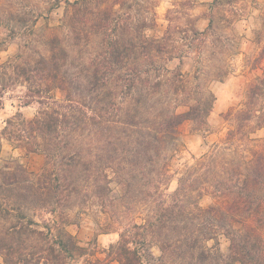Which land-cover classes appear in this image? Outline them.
Wrapping results in <instances>:
<instances>
[{
    "label": "trees",
    "instance_id": "obj_1",
    "mask_svg": "<svg viewBox=\"0 0 264 264\" xmlns=\"http://www.w3.org/2000/svg\"><path fill=\"white\" fill-rule=\"evenodd\" d=\"M111 2H69L63 23L72 28L75 44H90L94 35L101 36L100 49L90 53L78 70L72 69L75 56L58 34L50 37L47 53L32 60L19 53L0 63V108L5 94L17 85L27 88L22 98L25 105L40 104L33 118L26 119L18 112L8 119L3 131L16 147L46 157L39 173L29 172L22 165L0 170V221L6 222H0V264H30L28 242L39 236L47 240L48 247L46 256L37 257V264L43 258L45 264H61L54 262L61 260L64 252L69 256L80 253L82 246L66 229L72 221L66 208L71 209L81 187L92 191L105 207L114 181L122 188L134 186L141 174L148 180L139 181L140 186L150 185L164 195L163 187L174 176L173 160L182 150L181 126L188 121L201 126L213 110L217 98L206 87L205 77L169 66L174 59L182 63L183 56L194 53L197 71L207 73L203 63L211 29L193 30L190 38L176 36L177 31L170 26L163 36L151 37L145 31L147 19L137 18L143 24L135 25L131 13L124 17L117 3ZM113 25L118 34L109 32ZM261 55L264 57V49ZM222 73L217 71L216 76L221 79ZM57 91L64 97L59 98ZM247 96L236 116L240 124L231 130L229 140L251 122L264 126V72L250 84ZM127 144L132 147L126 149ZM250 153L243 164L231 166L229 172L226 169L229 179L221 176L214 181L216 190L211 194L218 203L208 208L193 203L195 212L211 214L212 224L226 220L223 226H227L231 239L229 264H264V196L258 192L264 191V153L253 149ZM153 164L155 168L149 170ZM182 190L183 184L171 202L160 199V224L168 216L176 219L184 212ZM29 207H49L56 219L44 222L45 229L36 228L32 224L40 226V222L26 220ZM62 216L65 223L60 221ZM129 236L122 233V240L113 247L116 259L120 264H144L143 255L131 245ZM198 241L182 244L187 245V252L196 250ZM202 253L204 259L211 257L205 250Z\"/></svg>",
    "mask_w": 264,
    "mask_h": 264
},
{
    "label": "rangeland",
    "instance_id": "obj_2",
    "mask_svg": "<svg viewBox=\"0 0 264 264\" xmlns=\"http://www.w3.org/2000/svg\"><path fill=\"white\" fill-rule=\"evenodd\" d=\"M73 1L0 0V63L19 53L30 60L40 53H47L50 37L58 34L65 39L63 43L72 57L75 56L72 69L78 70L88 61L90 53L100 49L101 36L94 35L90 44L86 41L75 44L77 40L72 36V28L63 23L69 2ZM216 1L219 0H112L111 4L117 3L119 14L124 17L132 14L135 25L143 24L137 18L147 19L145 31L151 37L163 36L170 26L177 31L176 36L190 38L193 30L211 29L203 63L207 73L197 71L194 53L183 56L182 63L180 59H174L169 66L174 71L180 68L192 72L195 77H205L206 87L213 90L217 99L206 123L197 126L188 121L181 126L179 142L182 150L173 160L174 176L163 187L164 195L150 185L140 186L139 181L148 180L141 174L134 186L122 188L114 181V190L107 194L105 207L92 191L81 187L70 204L71 209L66 208L72 219L66 229L83 249L74 256L64 252L62 259L54 263L120 264L116 259V247H113L122 240L124 232L131 235V245L139 248L144 264H229L232 260L231 239L227 226H223L226 220H214L213 228L211 214L195 212L193 203L204 208L218 203V198L211 194L216 190L214 181L221 176L229 179V168L243 164L246 157H251V149L264 153V126L256 122L243 128L233 141L228 139L231 130L240 124L236 116L244 108L250 84L264 72L261 55L264 49V0H222L218 4ZM120 23L126 25L124 19ZM109 32L118 34L114 25ZM221 70L224 75L222 73L223 77L219 79L216 74ZM26 90L24 85L10 89L0 108V170L22 165L29 172L39 173L46 164L44 154L28 153L16 147L3 131L8 119L16 113L21 112L26 119L38 113L39 103L24 104L22 98ZM57 95L64 97L61 91H57ZM240 137L244 139L240 140ZM220 146L223 148L218 152ZM125 147L132 146L127 144ZM154 168V164L149 166V170ZM109 172L114 176L112 169ZM182 184L184 212L176 219L168 213L171 216L160 224V199L163 197L171 202L172 195ZM258 192L264 196V191ZM184 194H191V197ZM26 213V220L32 218L40 222V226L32 222L36 228L45 229L44 222L56 219L49 207H29ZM63 220L65 223V216L60 217V221ZM136 224L139 226L135 227ZM197 239L200 240L198 248L186 252L187 245L182 243L190 244ZM28 244L30 264H37L38 256L47 255L48 243L42 237L31 238ZM203 250L211 257L204 259ZM2 260L0 256V263ZM44 261L45 258L41 264H45Z\"/></svg>",
    "mask_w": 264,
    "mask_h": 264
}]
</instances>
